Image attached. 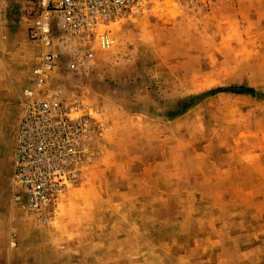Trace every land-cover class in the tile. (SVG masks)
I'll return each instance as SVG.
<instances>
[{
    "label": "rangeland",
    "instance_id": "1",
    "mask_svg": "<svg viewBox=\"0 0 264 264\" xmlns=\"http://www.w3.org/2000/svg\"><path fill=\"white\" fill-rule=\"evenodd\" d=\"M33 17L0 0V254L40 236L67 264H264V0H148L107 28L114 48L52 76L97 133L46 226L13 185ZM238 87L254 95L211 94Z\"/></svg>",
    "mask_w": 264,
    "mask_h": 264
},
{
    "label": "built area",
    "instance_id": "2",
    "mask_svg": "<svg viewBox=\"0 0 264 264\" xmlns=\"http://www.w3.org/2000/svg\"><path fill=\"white\" fill-rule=\"evenodd\" d=\"M34 14L29 42L37 49L33 82L23 92L14 151V200L37 226L49 225L57 196L79 181L96 128L86 104L49 90L64 66H86L95 47L109 51L110 24L145 9L148 0H16ZM199 4L211 0H181ZM28 222V220H25ZM14 245V244H13Z\"/></svg>",
    "mask_w": 264,
    "mask_h": 264
},
{
    "label": "crops",
    "instance_id": "3",
    "mask_svg": "<svg viewBox=\"0 0 264 264\" xmlns=\"http://www.w3.org/2000/svg\"><path fill=\"white\" fill-rule=\"evenodd\" d=\"M39 238L42 239L39 241V245H41L35 256H30V254L26 256L24 251L8 250L0 254V264H21L22 261L19 260L26 261L25 264H67L62 260L63 256H58L57 252L51 249L53 246H49V243L42 237L39 236Z\"/></svg>",
    "mask_w": 264,
    "mask_h": 264
},
{
    "label": "trees",
    "instance_id": "4",
    "mask_svg": "<svg viewBox=\"0 0 264 264\" xmlns=\"http://www.w3.org/2000/svg\"><path fill=\"white\" fill-rule=\"evenodd\" d=\"M226 93H232L237 95H254V91L248 88L244 87H238V88H220L217 90H213L211 94H226Z\"/></svg>",
    "mask_w": 264,
    "mask_h": 264
},
{
    "label": "bare ground",
    "instance_id": "5",
    "mask_svg": "<svg viewBox=\"0 0 264 264\" xmlns=\"http://www.w3.org/2000/svg\"><path fill=\"white\" fill-rule=\"evenodd\" d=\"M94 50H95V53H96L97 50H101V49H100L99 46H96Z\"/></svg>",
    "mask_w": 264,
    "mask_h": 264
}]
</instances>
